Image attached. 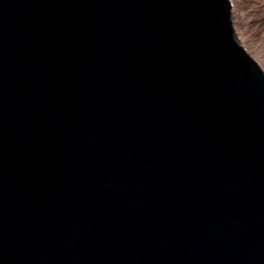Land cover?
<instances>
[{
	"label": "water",
	"instance_id": "water-1",
	"mask_svg": "<svg viewBox=\"0 0 264 264\" xmlns=\"http://www.w3.org/2000/svg\"><path fill=\"white\" fill-rule=\"evenodd\" d=\"M0 264H264L231 0H0Z\"/></svg>",
	"mask_w": 264,
	"mask_h": 264
},
{
	"label": "rangeland",
	"instance_id": "rangeland-1",
	"mask_svg": "<svg viewBox=\"0 0 264 264\" xmlns=\"http://www.w3.org/2000/svg\"><path fill=\"white\" fill-rule=\"evenodd\" d=\"M236 35L264 69V0H231Z\"/></svg>",
	"mask_w": 264,
	"mask_h": 264
}]
</instances>
